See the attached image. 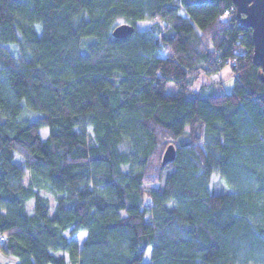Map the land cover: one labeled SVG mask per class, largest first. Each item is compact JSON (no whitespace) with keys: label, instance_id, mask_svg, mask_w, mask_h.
Returning a JSON list of instances; mask_svg holds the SVG:
<instances>
[{"label":"trees","instance_id":"trees-1","mask_svg":"<svg viewBox=\"0 0 264 264\" xmlns=\"http://www.w3.org/2000/svg\"><path fill=\"white\" fill-rule=\"evenodd\" d=\"M233 6L0 0L2 254L16 264H264L263 72ZM120 20L132 36L113 37ZM219 180L232 191L215 194Z\"/></svg>","mask_w":264,"mask_h":264},{"label":"water","instance_id":"water-1","mask_svg":"<svg viewBox=\"0 0 264 264\" xmlns=\"http://www.w3.org/2000/svg\"><path fill=\"white\" fill-rule=\"evenodd\" d=\"M237 9V18L243 26L252 30L254 41L253 61L257 67L262 68V80L264 82V0H232ZM136 27L129 23L118 24L113 30V37L126 39L132 36ZM176 149L170 145L163 157V163L175 160Z\"/></svg>","mask_w":264,"mask_h":264},{"label":"rangeland","instance_id":"rangeland-1","mask_svg":"<svg viewBox=\"0 0 264 264\" xmlns=\"http://www.w3.org/2000/svg\"><path fill=\"white\" fill-rule=\"evenodd\" d=\"M118 23H122V20L118 21ZM139 29H144L147 27V24L144 22V21H140L137 23ZM38 28H40V26H38ZM226 71L230 74L229 77H224L222 75V77L224 78V81H223V86H222V91L224 93H230L233 89V86H234V75H233V72H231L229 70V68L226 69ZM204 78H200L201 79V82H210L209 79H207V77L203 76ZM165 93L167 95H173V94H176L177 93V88L176 86L172 83V82H169L166 89H165ZM42 134V139H46L47 138V131L46 130H43L41 132ZM232 189L226 184V182L224 180H219L215 183L214 185V193L215 194H222V193H228V192H231ZM45 197H48L51 201V205L54 204V198L50 195V194H47V193H44L43 194ZM33 205H34V201L31 200L27 203V210L30 214L33 213ZM53 207V206H51ZM53 209V208H52ZM86 238V232H81L79 235H78V242L80 244H82V242L85 240Z\"/></svg>","mask_w":264,"mask_h":264},{"label":"crops","instance_id":"crops-1","mask_svg":"<svg viewBox=\"0 0 264 264\" xmlns=\"http://www.w3.org/2000/svg\"><path fill=\"white\" fill-rule=\"evenodd\" d=\"M222 75L224 77H229L230 76V74L226 70H224ZM16 263H17V261L15 259H13V258H11L9 256H5L4 254H2L0 252V264H16Z\"/></svg>","mask_w":264,"mask_h":264},{"label":"built area","instance_id":"built-area-1","mask_svg":"<svg viewBox=\"0 0 264 264\" xmlns=\"http://www.w3.org/2000/svg\"><path fill=\"white\" fill-rule=\"evenodd\" d=\"M235 10H236V6H235V7L233 6L231 11H235ZM232 66H233V67H235V66H236L235 62H233V63H232ZM227 68H229V69H230V68H231V66H230V65H228V67H227ZM2 240H3V238H2Z\"/></svg>","mask_w":264,"mask_h":264}]
</instances>
